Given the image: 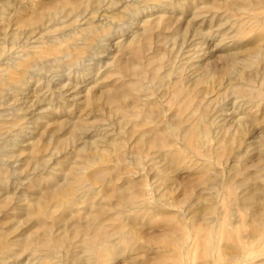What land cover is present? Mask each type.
Returning a JSON list of instances; mask_svg holds the SVG:
<instances>
[{"label":"rangeland","instance_id":"obj_1","mask_svg":"<svg viewBox=\"0 0 264 264\" xmlns=\"http://www.w3.org/2000/svg\"><path fill=\"white\" fill-rule=\"evenodd\" d=\"M9 1V11L0 14V43L4 49L0 54V70L12 58L22 55L28 59L23 62L30 63V68L29 74L22 76L18 68L9 69L11 74L8 72L7 82L1 86L0 111L5 110L10 117L0 123V149L5 151L0 153L3 181L0 183V264H122V261L153 264L169 252L166 246L158 248V239L165 236L167 228L177 226L182 230L176 236L182 235L186 244L191 243L187 250L194 260L190 264L210 260L211 256L202 257V252H209L211 227L199 232L196 212L187 210L186 206L198 203L200 169L208 166V173L218 178L232 174L231 166L240 168L250 158L240 154L238 161L233 162L237 151L245 149L246 139L256 144L259 138L250 136L259 125L264 127L261 103L264 52L256 63L248 55L254 36L262 38L260 45L264 50V3L259 5L257 0ZM81 2L85 3L82 8L88 5V12L74 9ZM39 16L42 22L37 26L26 24ZM241 20L247 23L243 25ZM232 25L234 31L241 28L242 38L233 32ZM87 33L93 40L85 38ZM33 41H37V51L31 53ZM232 65L242 72L240 76L227 73ZM19 77L24 80L22 93L14 92L9 86L12 79ZM138 80L143 82V89L129 90ZM119 88L129 91L120 100L109 102V96ZM41 111L48 113L37 121L36 114ZM134 112L141 116L124 117ZM201 116L207 118L211 134L203 146V154L199 155L182 140V134L197 127ZM80 127L94 134L107 132L110 140H117L120 153L105 150L106 161H97V153L91 150L77 154L75 146L82 142L78 140ZM151 130L154 132L150 133ZM143 133L153 134L155 139L165 142L166 151L178 149L179 154L169 160L163 158L159 147L151 148L148 140L138 141ZM42 162H49L54 170L41 166ZM251 164L246 163L244 172L252 170ZM76 185L81 188L75 192L80 198L72 206H57L58 193ZM92 187L96 191L89 193ZM215 192L207 191L208 206L220 202L216 212L209 211L208 217L220 215L222 219L226 217L227 206ZM73 194L66 199L71 201ZM122 198L132 204H123ZM163 201L167 202L166 206H159ZM247 212L235 210L231 219L242 227L240 222L248 219ZM232 224L227 221L225 229L229 235L222 237L219 246L235 242L236 228ZM97 226L127 235L119 243L115 252L119 253L114 254L113 262L93 263L87 259L90 252L84 248L92 238L89 229ZM247 228L242 227V231L245 233Z\"/></svg>","mask_w":264,"mask_h":264},{"label":"bare ground","instance_id":"obj_2","mask_svg":"<svg viewBox=\"0 0 264 264\" xmlns=\"http://www.w3.org/2000/svg\"><path fill=\"white\" fill-rule=\"evenodd\" d=\"M59 1V0H58ZM87 1V0H86ZM100 1V0H97ZM166 1V0H165ZM171 1V0H170ZM175 1V0H174ZM179 1V0H178ZM258 4L260 5V3H264V0H257ZM9 0H0V14L4 15L6 13V11H9ZM13 2V1H12ZM85 2V1H84ZM84 2L78 3L74 8L75 10H79L80 12L86 13L87 11V6L86 8H82V4H85ZM88 2V1H87ZM114 2V0H113ZM173 2V1H172ZM171 2V3H172ZM176 2V1H175ZM248 2V1H247ZM260 2V3H259ZM115 3V2H114ZM134 3V2H133ZM178 3V2H177ZM227 3V2H226ZM256 2H254L255 4ZM16 4V3H15ZM70 4V3H69ZM87 4V3H86ZM106 4V3H105ZM173 4V3H172ZM104 5V4H103ZM110 5V4H109ZM160 5V4H159ZM168 5V4H167ZM174 5V4H173ZM192 5V4H191ZM249 5V4H247ZM257 5V4H256ZM15 6V5H14ZM18 6V5H17ZM119 6V5H118ZM124 6V5H123ZM165 6V5H164ZM215 6V5H214ZM263 6V5H262ZM261 6V7H262ZM11 7V6H10ZM22 7V6H21ZM103 7V6H102ZM110 7V6H109ZM107 7V8H109ZM168 7V6H166ZM176 7V5H175ZM232 7V6H231ZM250 7V6H248ZM256 7V6H255ZM260 7V6H259ZM19 8V7H18ZM23 8V7H22ZM28 8V7H27ZM101 8V7H100ZM139 8V7H138ZM160 8V7H159ZM169 8V7H168ZM92 9V8H91ZM97 9V8H96ZM110 9V8H109ZM129 8H127V11ZM180 9V8H179ZM264 8H262L263 10ZM17 10V9H16ZM19 10V9H18ZM72 10V9H71ZM101 10V9H100ZM194 10V9H193ZM197 10V9H196ZM261 10V11H262ZM20 11V10H19ZM23 11V10H21ZM40 11V10H39ZM89 11V10H88ZM87 11V12H88ZM123 11V10H122ZM131 11V10H130ZM232 11V10H231ZM259 11V10H258ZM71 12V11H70ZM97 12V11H96ZM104 12V11H103ZM125 12V11H124ZM245 12V11H243ZM247 12V11H246ZM255 12V10L253 11ZM9 13V12H8ZM18 13V12H17ZM22 13V12H21ZM55 13V12H54ZM102 13V12H101ZM213 13V12H212ZM248 13V12H247ZM98 14V13H97ZM124 14V13H123ZM132 14V13H131ZM200 14V13H199ZM244 14V13H243ZM251 14V13H249ZM19 15V14H17ZM32 15V14H31ZM55 16H57L56 14H54ZM64 15V14H63ZM79 15V14H78ZM245 15V14H244ZM259 15V14H258ZM33 16V15H32ZM53 16V15H52ZM51 16V17H52ZM124 16V15H123ZM243 16V15H242ZM252 16V14H251ZM17 17V16H16ZM20 17V16H19ZM23 17V16H22ZM31 17V16H30ZM54 17V16H53ZM205 17V16H203ZM215 17V16H214ZM212 17L213 19L216 20V18ZM249 17V15H248ZM253 17V16H252ZM256 18V16H254ZM260 17V16H259ZM263 17V16H262ZM59 18V17H58ZM77 18V17H76ZM199 18V17H198ZM210 18V17H207ZM219 18V17H218ZM245 18V17H244ZM247 18V17H246ZM24 19H25V15H24ZM27 19V18H26ZM25 19V20H26ZM29 19V18H28ZM64 19V18H62ZM93 19V18H92ZM200 19V18H199ZM211 19V18H210ZM225 19V18H224ZM242 19V18H241ZM251 19V18H249ZM254 19V18H253ZM262 19V18H261ZM1 20V17H0ZM18 20V19H17ZM220 20V18H219ZM238 22V19H236ZM240 20V19H239ZM256 20V19H254ZM258 20V19H257ZM256 20V21H257ZM211 21V20H210ZM243 21V25L245 24L246 20H241ZM241 21L239 24H241ZM261 21V20H259ZM42 22V16L36 17L33 20H29L26 22V24H29L31 26H37L39 23ZM90 22V21H89ZM201 22V21H200ZM203 22V20H202ZM213 22V21H212ZM220 22V21H219ZM230 20H227V23H229ZM235 22V23H237ZM258 22V21H257ZM193 23V22H192ZM234 23V24H235ZM247 23V22H246ZM259 23V22H258ZM262 23V22H260ZM86 24V23H85ZM231 24V23H229ZM233 24V25H234ZM238 24V23H237ZM94 25V24H93ZM92 22L90 26H93ZM233 25L231 27V29L233 30ZM193 26V25H192ZM240 26V25H239ZM182 27V26H181ZM238 27V26H237ZM242 27V24H241ZM245 27V26H243ZM195 28V27H194ZM197 28V27H196ZM236 28V26L234 27ZM45 29V28H44ZM92 29H95L94 27H92ZM98 29V28H97ZM184 29V27H183ZM230 29V30H231ZM237 29V28H236ZM239 29V28H238ZM87 30V29H86ZM96 30V29H95ZM202 30V29H201ZM231 30V31H232ZM240 31L237 32L233 30V32L236 34H240L241 38L242 36H244L241 32V28L239 29ZM243 30V29H242ZM246 30V28L244 29ZM30 31V30H29ZM32 31V30H31ZM82 31V30H81ZM135 31V30H134ZM195 31V30H194ZM191 32V31H190ZM197 32V29H196ZM202 32V31H201ZM245 32V31H244ZM76 33V32H75ZM83 33V32H82ZM90 34V31L88 32ZM87 33V36L88 35ZM92 33V32H91ZM203 33V32H202ZM84 34V33H83ZM94 34V33H93ZM207 34V33H206ZM242 34V35H241ZM134 35V33H133ZM137 35V34H136ZM191 35V34H189ZM198 35V34H197ZM208 35V34H207ZM206 35V36H207ZM1 36V35H0ZM39 36V35H38ZM37 36V37H38ZM200 36V35H199ZM202 36V35H201ZM231 36H233L231 34ZM230 36V37H231ZM235 36V35H234ZM233 36V37H234ZM239 35H236V37H234L235 39H238ZM35 37V36H34ZM132 37V36H131ZM229 37V38H230ZM238 37V38H237ZM84 38V37H83ZM84 38V39H85ZM90 38V37H88ZM87 38V40H88ZM232 38V37H231ZM92 38H90L91 40ZM99 39V38H98ZM93 40V39H92ZM262 38L261 37H255L252 39L251 41V45L252 46L249 51H248V55L249 57H251V59H253L254 63L260 61L261 56L263 55L264 50L261 48V41ZM3 41V40H2ZM75 41V40H74ZM82 41V40H81ZM84 41V40H83ZM86 41V40H85ZM236 41V40H235ZM237 41H241L240 39ZM37 41H33L32 42V47H31V53H34L37 51V46H35V43ZM3 43V42H2ZM239 43V42H238ZM29 44V43H28ZM83 44V43H82ZM117 44V43H116ZM126 42L123 43L122 45L125 46ZM80 45V44H79ZM95 45V44H94ZM119 45V44H118ZM121 45V44H120ZM119 45V46H120ZM121 45V46H122ZM78 46V44H77ZM82 46V45H81ZM85 45H83L84 47ZM131 47V45H129ZM249 46V47H250ZM29 47V46H28ZM41 47V46H40ZM71 47V46H70ZM79 47V46H78ZM87 47V46H86ZM129 47V49H130ZM134 47V46H133ZM263 47V46H262ZM75 48V47H73ZM91 48V47H90ZM119 48V47H118ZM188 48V47H187ZM247 48V47H246ZM77 49V48H76ZM30 50V49H29ZM74 50V49H73ZM83 50V49H82ZM123 50V48H122ZM76 51V50H75ZM182 51V50H181ZM66 52V50H65ZM83 52V51H82ZM4 53V49L1 46L0 43V54ZM60 53V52H59ZM74 53V51H73ZM19 54V53H18ZM54 54V53H53ZM77 54V53H76ZM81 54V53H80ZM83 54V53H82ZM36 55V54H35ZM68 55V54H67ZM72 55V54H71ZM17 56V55H16ZM25 56V55H24ZM24 56H17L12 58V61L9 63H7L6 68H4L3 70H0V97L3 94V89L1 88V86L7 82V77H8V72L10 73L11 68H18V72L19 74L22 76L24 74H27L29 71L28 67L30 65V63H25L23 61H26L28 59L24 58ZM78 56V55H77ZM77 56L75 58H77ZM26 57V56H25ZM30 57V56H29ZM64 57V56H63ZM248 57V58H249ZM81 58V57H80ZM79 58V59H80ZM234 58V57H233ZM240 58V57H239ZM41 59V58H40ZM39 59V60H40ZM189 59V58H188ZM48 60V59H47ZM51 60V59H50ZM53 60V59H52ZM115 60V59H114ZM41 61V60H40ZM77 61V60H76ZM116 61V60H115ZM46 63V62H45ZM248 63V61H247ZM32 64V63H31ZM233 64V63H231ZM36 65V64H35ZM247 65V64H246ZM5 66V65H4ZM249 66V65H248ZM21 67V69H20ZM165 67V66H164ZM163 67V68H164ZM173 67V66H172ZM3 68V67H1ZM160 68V67H159ZM252 68V67H251ZM10 69V70H9ZM33 69V68H32ZM37 69V68H36ZM35 69V70H36ZM227 69V68H226ZM245 69V68H244ZM242 69V70H244ZM247 69V68H246ZM172 70V69H171ZM153 71V70H152ZM181 71V70H180ZM226 71V70H224ZM236 69L235 65H232L231 68L227 69V73L229 74H235L236 76H240L242 74V72L240 73V71ZM17 72V73H18ZM127 72V71H126ZM162 71H160L161 73ZM16 73V72H13ZM12 73V74H13ZM16 73V74H17ZM11 74V73H10ZM29 74V73H28ZM33 74V73H32ZM168 74H171L168 72ZM179 74V73H178ZM162 75V74H161ZM182 75V74H181ZM246 75V74H245ZM30 76V75H28ZM32 76V75H31ZM163 76V75H162ZM167 76V75H165ZM179 76V75H178ZM18 77V76H17ZM203 77V76H202ZM235 77V76H234ZM247 77V76H246ZM10 78V77H9ZM25 79V77H23ZM166 78V77H165ZM241 79V78H240ZM10 80V79H9ZM233 80V79H232ZM24 80H22V78L19 77V79H12V82H9V86L11 87V89L18 93L20 91H22V85ZM26 81V80H25ZM175 81V80H174ZM217 81V80H216ZM26 83V82H25ZM24 83V84H25ZM132 83V82H131ZM162 83V82H161ZM239 83V82H238ZM5 85V84H4ZM133 85V84H132ZM143 82L141 80H138L133 89H129V90H133V91H141L143 89ZM8 86V87H9ZM7 87V86H6ZM152 87V86H151ZM89 89V87H88ZM118 89V88H117ZM117 89L115 90L116 93L113 95H110L108 98V101L113 103L117 100H120L121 97L128 92L129 90H122V88L120 90L117 91ZM11 90V91H12ZM86 90V89H85ZM236 90H238L239 92H242V88L241 87H236ZM250 90V89H249ZM248 90V91H249ZM77 91V90H76ZM88 91V90H87ZM148 92V91H147ZM22 93V92H20ZM79 93H84V92H79ZM78 94V93H77ZM245 94V93H244ZM75 95V94H74ZM18 96V95H17ZM20 96V95H19ZM80 96V95H79ZM16 97V96H15ZM88 97V96H87ZM174 97V96H173ZM23 98V97H22ZM152 98V97H151ZM88 99V98H87ZM149 99V98H148ZM2 100V99H1ZM250 100V99H249ZM261 103L264 104V98H261ZM80 101V100H79ZM83 101V100H82ZM147 101V100H146ZM259 101V100H258ZM70 102V101H69ZM72 102V101H71ZM77 102V101H76ZM75 102V103H76ZM91 102H93V100H91ZM144 102V101H143ZM249 102V101H248ZM68 103V102H67ZM74 103V104H75ZM65 104V103H64ZM72 103H70L71 105ZM251 104V103H250ZM254 104V103H253ZM63 105V104H62ZM73 105V104H72ZM76 105V104H75ZM69 106V105H67ZM78 106V105H77ZM176 106V105H175ZM82 107V106H81ZM80 107V108H81ZM262 107V106H261ZM41 108V107H40ZM156 108V107H155ZM55 110V109H54ZM261 110V109H260ZM36 111V110H35ZM151 111V110H148ZM37 112V111H36ZM47 111H41L39 113H37L36 115H38L36 117V120H40L42 119L44 116L47 115ZM154 113V112H153ZM145 114V113H144ZM11 115V114H10ZM49 115V114H48ZM9 116L7 114V112H5V110H1L0 111V123L4 122L6 119L5 117ZM33 116V115H32ZM130 116V118H139L141 116V114L139 112H134L132 114H124V117H128ZM263 116V115H262ZM10 117V116H9ZM78 117V116H77ZM32 118V117H31ZM50 118V117H49ZM193 118V117H192ZM219 118V117H218ZM8 119V118H7ZM148 120V118H146ZM195 120V118H193ZM253 119V118H252ZM30 121V120H29ZM258 121V120H257ZM33 122V119H32ZM35 122V121H34ZM161 122V121H160ZM194 122V121H193ZM252 122V121H251ZM29 123V122H28ZM189 123V122H188ZM254 123V122H253ZM35 124V123H34ZM33 124V125H34ZM77 124V123H76ZM29 125V124H28ZM184 125V124H183ZM259 125V124H258ZM37 126V125H36ZM186 126V125H185ZM190 126V125H189ZM222 126V125H221ZM264 126V124H263ZM77 127V126H76ZM168 127V126H167ZM220 127V126H218ZM259 127V128H258ZM255 129V133L254 135L250 136L253 138H259L258 142L256 144H254V142H249L246 139V147L244 150L241 151H237L235 158L232 160L233 162H236L238 160H236V158H238V156L240 154H247L249 157V159L244 162L240 168H236L234 166L230 167V171H232V174L226 175V177L223 178H218L217 176H213L210 175L208 173V166L204 167V169H200L201 171V175L197 181L198 186L200 188L199 191V196L196 202L198 203H190L189 206H186V208L188 207L187 210L190 211H195L197 219L200 221V229L199 232H203L206 231V229L208 227H211L210 230V237L207 236L208 238V251L209 252H202V257L203 255L206 257L208 254L211 256L210 260H206L203 262H199L200 264H264V127H260V125ZM26 128V127H25ZM32 128V127H31ZM221 128V127H220ZM34 129V128H33ZM78 129V128H77ZM154 129V128H153ZM21 130V129H19ZM106 130V129H105ZM178 130V128H177ZM184 130V129H183ZM260 130V131H259ZM98 131V130H96ZM95 131V132H96ZM104 131V130H103ZM156 131V130H155ZM24 132V131H23ZM105 132V131H104ZM97 132V133H92L91 131H89V129L84 128V127H80L79 128V132H78V140L82 141L79 144L77 143V145L75 146V149L77 150V154H82L83 152H87L89 150L93 151L94 153H97V156L95 155V159L97 161L100 160H104L106 161V157H105V150L111 149L113 151H115L116 153H120L119 151V147H118V143L116 139H109V137L107 136V132ZM110 132V131H109ZM154 130H151L150 133H153ZM159 132V131H158ZM156 132V133H158ZM19 133V132H18ZM257 133H260L259 135H257ZM17 134V133H16ZM15 134V135H16ZM210 134H211V128L209 125V122L207 120L206 117L201 116L198 121H197V127H192V128H188L186 129L183 134H182V140H184L188 145H190L197 153H202L203 154V146L207 145V142L210 140ZM220 134V133H219ZM29 136H31L30 134H28ZM116 135V134H115ZM140 135V134H139ZM123 136V135H122ZM119 137V136H118ZM121 139V138H120ZM7 140V139H6ZM149 142L151 148H160V153L163 156V158H167L169 160V158H175L178 154H179V150L178 149H174V150H169L166 151L163 146L165 144V142L163 140L159 141L157 139L154 138L153 134L152 136H148L145 133H143L139 138L138 141L142 142ZM170 140V139H169ZM176 140V139H175ZM212 141V139H211ZM119 142H121V140H119ZM122 143V142H121ZM178 143V142H177ZM180 143V142H179ZM19 144V143H18ZM17 144V145H18ZM82 146H81V145ZM184 144V142H183ZM80 145V147H79ZM105 146V147H104ZM10 150V149H9ZM255 152L254 155L252 152ZM4 153L5 151H2L0 149V153ZM181 153V152H180ZM195 153V152H194ZM210 154V153H209ZM123 155V154H122ZM159 155V154H158ZM198 155V154H197ZM84 156V155H83ZM180 156V155H179ZM240 157V156H239ZM92 158V157H91ZM122 158V157H121ZM138 159V158H137ZM140 160V159H139ZM174 160V159H173ZM172 160V161H173ZM181 160V159H179ZM205 160V159H204ZM246 160V159H245ZM244 160V161H245ZM207 161V160H206ZM216 161V160H215ZM176 162V161H175ZM248 162H252V164L250 165V168H252V170H248L247 172H244L245 170V166L246 163ZM49 162H45V163H41V166H45V168H47L48 170H50L49 168H51V172L52 169L54 170V167H51L50 164H48ZM61 163V162H59ZM141 163V162H140ZM168 163V162H167ZM203 163V162H202ZM216 164V163H215ZM241 164V163H240ZM174 165V164H173ZM202 165V164H201ZM60 166V165H59ZM216 166V165H214ZM163 167V166H162ZM228 170V169H227ZM3 172V171H2ZM36 172V171H35ZM79 172V171H78ZM48 173V171H47ZM46 173V174H47ZM1 174V173H0ZM51 174V173H50ZM200 174V173H199ZM213 174V173H212ZM4 175V174H3ZM58 175V174H57ZM54 175V176H57ZM159 175V174H158ZM238 175H242V177H240L241 179L237 181L234 180V178ZM167 177V176H166ZM0 183H3V181L0 180ZM9 185V184H8ZM7 185V187H8ZM5 186V185H4ZM10 188V187H8ZM81 189V188H80ZM79 189V185H76L74 187H65L63 188L57 196V206H72L74 204V202L76 201L75 199H79L80 197L76 195L75 192H77ZM209 189H214L216 190V197L222 201L226 203L227 206V212L226 213V217H219L220 215H217L216 217L212 218L211 216L208 217L209 211L211 212H216L217 210V202H214L212 206H208L207 204V191ZM84 190V189H83ZM96 191V189L94 187H92L88 192H93ZM214 192V191H213ZM75 195H74V194ZM210 193V192H209ZM208 193V194H209ZM69 194H73V197L70 199H66L67 195ZM87 194V193H86ZM167 195V194H166ZM86 196V195H85ZM2 197V196H1ZM163 197V196H161ZM70 198V197H69ZM158 198V197H157ZM215 198V197H214ZM10 199V198H9ZM215 200V199H213ZM170 201V200H169ZM187 201V200H186ZM122 202H124L123 204L126 203V205H131L132 202L130 200H127L126 198H122ZM194 202V201H193ZM135 203V202H134ZM170 203V202H169ZM220 203V202H219ZM136 204V203H135ZM157 203H155L156 205ZM167 202L163 201L162 203L159 204V206H166ZM54 205V204H53ZM222 205V204H221ZM54 207V206H53ZM142 207V206H141ZM158 207V206H157ZM131 208H133V206H131ZM149 209V207H148ZM156 209V208H155ZM139 210V209H138ZM150 210V209H149ZM152 210V209H151ZM235 210H239V211H248V219H243L240 223L242 224V227L247 226V231L244 233V231H242V227L239 226V224L237 223L238 221H235L233 218V220L231 219V217L234 215ZM140 211V210H139ZM155 211V210H152ZM157 211V210H156ZM166 211V210H165ZM164 211V212H165ZM168 211V209H167ZM185 211V210H184ZM220 211V210H219ZM43 212L47 213V210H44ZM159 212V211H158ZM170 210L168 211L169 214ZM193 213V212H192ZM242 213V212H241ZM129 214V211H128ZM167 214V215H168ZM194 214V215H195ZM221 214V213H219ZM236 214V213H235ZM131 216V214H129ZM157 215V213H156ZM166 215V214H164ZM223 215V214H221ZM238 215V214H237ZM243 215V214H242ZM149 216V215H148ZM129 218V217H128ZM186 218V217H185ZM240 218V217H239ZM242 218V217H241ZM127 219V218H125ZM190 219V218H189ZM239 220V219H238ZM227 221H232L235 228H236V239L235 242L228 245V242L226 245H222L223 247L218 245V242L222 239V237H224L225 235H229L226 232V224ZM94 223V222H93ZM97 223V222H96ZM186 224V223H185ZM232 224V225H233ZM182 230L181 227H169L167 228V230L165 231V236L158 239L159 240V246L158 248H163V247H168L169 248V252H167L168 254H164L158 257V259L153 263V264H190L192 262V260L194 259H190L189 253L190 251L187 250L188 245L190 243V241H187L188 244H186V239L184 236L180 235V236H176V234L180 233V231ZM191 232V231H190ZM118 232H107L105 229L101 228V227H95L92 229H89V236H91L92 238L89 239L87 241V243L85 244V248L88 252H90V256L89 258H87L88 260L90 259V261L97 262V263H104V261H110L113 262L114 260V254L117 251L119 243L123 242V238L125 236H127L125 233H118L119 237L117 238ZM129 233V232H128ZM206 234V233H205ZM164 235V234H163ZM191 235V234H190ZM159 237V236H158ZM207 240V239H206ZM228 240V239H227ZM118 241V242H117ZM125 241V240H124ZM193 241V240H192ZM191 241V242H192ZM166 242H168V244H166ZM222 242V241H221ZM83 243V242H82ZM203 243V242H202ZM226 243V242H225ZM61 244V243H60ZM191 244V243H190ZM21 245V244H20ZM19 245V246H20ZM203 246V244H202ZM81 248V247H80ZM150 249V248H149ZM153 249V248H152ZM155 249V248H154ZM191 249V248H190ZM56 250V249H55ZM81 250H83L81 248ZM217 250V252H215ZM51 251V250H50ZM119 251V250H118ZM189 251V252H188ZM65 253V252H64ZM162 253V252H161ZM201 252H199L200 254ZM85 254V253H84ZM193 254V253H192ZM157 255V254H156ZM43 256V255H42ZM77 257H81V256H77ZM83 257V256H82ZM117 257V256H116ZM194 257V256H193ZM201 257V256H200ZM9 258V257H8ZM75 258V257H74ZM85 258V257H84ZM37 259V258H36ZM43 259V258H42ZM81 260V258H79ZM41 260V259H40ZM39 260V261H40ZM197 260V259H196ZM12 262V261H11ZM32 262V261H31ZM146 262V261H145ZM10 263V262H9ZM38 263V262H37ZM57 263V262H56ZM128 263V262H127ZM130 263V261H129ZM32 264V263H31ZM41 264V263H40ZM117 264V263H116ZM123 264V261H122ZM125 264V263H124Z\"/></svg>","mask_w":264,"mask_h":264}]
</instances>
